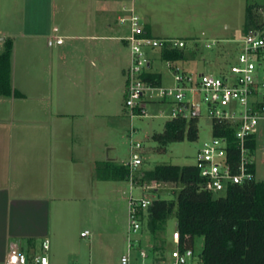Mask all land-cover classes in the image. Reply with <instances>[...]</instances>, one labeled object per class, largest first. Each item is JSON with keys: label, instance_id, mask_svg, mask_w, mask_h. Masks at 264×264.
I'll return each instance as SVG.
<instances>
[{"label": "crops", "instance_id": "1", "mask_svg": "<svg viewBox=\"0 0 264 264\" xmlns=\"http://www.w3.org/2000/svg\"><path fill=\"white\" fill-rule=\"evenodd\" d=\"M138 2L135 0L137 12ZM222 2L209 0V9L225 28H232L236 38L241 37L247 26L249 2L237 0L236 9L227 13L220 8ZM4 3L2 0L0 37L5 40H0V53L5 49V42L11 39L12 87L17 89V39L26 36L29 87L42 89L43 95L29 100L26 111L18 103L25 94L0 97V264H5L11 242H17L32 257L45 238L51 241L48 252L51 264H76L82 260L83 251L82 245L74 239L77 232L73 235L75 213L82 211L76 203L97 200L101 183L106 184L103 186L108 190L115 189V183L110 185L111 180H101L96 174L99 162H114L110 156L114 147L112 142H99L96 138L97 102L93 99L63 102L72 109L83 110L78 113L82 117L70 118L73 112L53 110L51 89L82 87L93 96L100 93L102 87H126L130 54L124 64L114 40L125 41L123 37L128 34V25L118 20L123 14L122 6L128 1L122 5L121 0H74L69 5L68 0L53 3L24 0L23 9L20 10L19 1H15L12 11ZM57 13H65V17L53 26ZM12 19L14 30L18 29L16 32L8 28ZM118 26L127 31L125 36L110 34ZM51 37H62L64 42L50 46ZM124 44L127 46L126 42ZM52 47L57 50L50 51ZM120 70L123 83L117 77ZM100 147L105 159L98 158ZM86 231L89 232L81 231L82 237L87 236L82 235ZM137 240L139 244L147 240L148 245L154 247L151 234H142ZM162 259L160 251L155 252L153 264H161Z\"/></svg>", "mask_w": 264, "mask_h": 264}, {"label": "rangeland", "instance_id": "2", "mask_svg": "<svg viewBox=\"0 0 264 264\" xmlns=\"http://www.w3.org/2000/svg\"><path fill=\"white\" fill-rule=\"evenodd\" d=\"M15 1H19L20 10L23 9L24 0H5L4 5L11 11L16 7ZM58 0H47L53 3ZM122 5L127 0H121ZM138 13L149 28L151 35L158 38H180L186 41L187 61H179V64L187 71L198 73H211L218 75L219 68L230 66L236 60L239 52V46L232 40L237 35L232 34L231 29H227L224 23H220L213 11H211L209 0H138ZM214 1V0H213ZM246 1V0H244ZM249 3L264 4V0H247ZM74 0H68L71 5ZM224 4V5H223ZM245 4V2H244ZM121 5V6H122ZM2 0H0V9ZM17 6V7H18ZM215 6V5H213ZM237 0H223L220 8L224 13L232 12L236 9ZM18 7V8H19ZM230 8V9H229ZM222 13V14H224ZM65 17V13H57L53 17L54 23L58 25ZM14 19V18H13ZM13 19L8 28H13ZM5 24V23H2ZM13 25V26H12ZM110 34L113 36H125L127 31L121 26ZM18 29L14 30V32ZM218 41L211 48H207V42ZM28 38L17 39L18 58L17 71L15 74L16 88L25 94L24 98L18 100L19 106L27 110L29 100H34L37 95H43V90L38 87H29L26 42ZM117 44V53L120 54L124 64L129 60V49L121 39L114 40ZM56 47L50 48V51H56ZM161 48L153 51V57L156 64L154 68L162 75V84L166 87L174 85L169 68L164 60L159 56ZM74 63V60L72 61ZM125 66V65H124ZM117 76L123 83L121 70ZM121 73V74H120ZM38 78V77H37ZM41 78V77H40ZM37 81V79H36ZM125 87H102L100 93L93 96L85 93L82 87H52L51 93L54 100L53 110L55 112H73L70 118H80L82 109H72L63 102L94 100L99 104V129L96 138L101 141L113 143L114 149L111 151V158L115 164H125L131 159V138L143 142L144 163L134 174L142 169H151L158 164L174 165H195L199 149L204 142L211 141L214 138L213 121L207 116V105L203 104V116L199 120V137L195 141L185 138L183 141L168 142L165 151H159L160 143L153 139L154 133L164 131L165 124L169 120L165 116L130 118L125 107ZM89 96V97H88ZM57 103V104H56ZM58 105L61 107L59 108ZM150 114H160L161 110H169V105H149ZM162 108V109H161ZM97 110V109H96ZM79 120L75 121L78 122ZM109 121H111L109 123ZM108 122V123H107ZM114 122V123H113ZM75 124V127H79ZM135 129L131 135V129ZM264 130V129H263ZM95 132V131H94ZM77 131L73 132L75 137ZM73 135V136H74ZM264 134L259 136L257 150L255 154V167L257 171V181H264V153L261 150V142ZM103 148L100 147L98 158L105 159L102 155ZM112 162V161H111ZM115 183V189L108 190L104 183L98 188V197L95 201H85V203H76V206L82 207V211L76 212L77 220L74 221L73 235L75 241L82 245V260L76 264H122L121 258L128 252V200L131 192L130 180L110 181V185ZM182 184H171L163 189L149 191L147 196L150 198L176 199ZM96 190V189H95ZM134 196H142L143 190L134 187L132 190ZM224 193L216 194L215 197L223 196ZM82 204V205H81ZM71 227V226H70ZM89 230L86 237L81 236V231ZM177 231L176 211L169 218L167 223V246L160 253L163 257L161 264H171L173 261L172 252L176 248L173 242V233ZM142 234H149L146 226L134 235L138 239ZM149 237V236H148ZM204 236H197L194 241L193 249L196 255H200L204 247ZM147 240L143 244L136 243L132 249L133 264H153L155 252L150 247ZM145 251L146 258L141 257V252ZM49 252V251H48ZM36 255L42 254V246L36 251Z\"/></svg>", "mask_w": 264, "mask_h": 264}, {"label": "built area", "instance_id": "3", "mask_svg": "<svg viewBox=\"0 0 264 264\" xmlns=\"http://www.w3.org/2000/svg\"><path fill=\"white\" fill-rule=\"evenodd\" d=\"M122 6L123 14L118 20L128 25V34L123 37L129 52L130 63L126 69L125 107L130 118L165 116L169 120L200 118L203 116V104L207 105V116L215 122H224L232 130L235 144L228 137L214 135L198 151L196 166L200 170L202 182L200 189L214 195L227 193L233 185L257 181L255 154L259 136L264 134V5L259 6V22L246 26L241 37L233 39L239 46L235 62L219 68V74L198 73L185 70L178 61L163 59L169 68L174 85L164 86L147 80L148 73L158 72L153 51L165 43L183 48L186 41L180 38H158L146 31L145 22L136 10L135 0H127ZM62 37H51L48 44H62ZM218 41L207 42L211 48ZM159 73V72H158ZM169 105V110L160 114H150L149 105ZM162 109V108H161ZM135 129H131V135ZM214 133V128H213ZM236 147L239 153L233 158ZM264 153V139L261 142ZM144 163L143 142L131 138V159L127 164L131 169V192L128 200V252L121 258L122 264L132 263V249L138 240L134 235L142 230V211H146L155 198L147 196L149 191L163 189L172 182L150 181L137 183L134 171ZM139 187L142 196H134L132 190ZM89 232H83L86 236ZM176 248L172 252L171 264H204L202 256L187 245H181L178 231L173 233ZM42 254L32 257L21 249L17 242H11L5 264H51L48 251L51 247L49 238L42 241ZM146 258L147 253L141 252Z\"/></svg>", "mask_w": 264, "mask_h": 264}, {"label": "trees", "instance_id": "4", "mask_svg": "<svg viewBox=\"0 0 264 264\" xmlns=\"http://www.w3.org/2000/svg\"><path fill=\"white\" fill-rule=\"evenodd\" d=\"M257 3L247 5L248 26L259 22ZM146 31L151 34L146 26ZM13 41L5 42L0 53V97H23L12 87ZM187 47L178 48L165 43L163 59L187 61ZM145 78L155 84L162 83L158 72L148 73ZM214 135L228 137L231 144L236 140L233 130L224 122L213 123ZM199 137L197 118L168 120L163 132L154 133L153 139L160 143L159 151L166 150L168 142L191 141ZM234 149L235 160L239 153ZM96 174L101 180H129L131 169L127 164L101 161ZM137 183L150 181L182 184L176 199L156 198L146 211H142L143 225L152 235L154 252L167 246V223L176 211L177 231L181 245L192 247L197 236H204L201 253L204 264H264V181H254L231 186L223 196L201 190L202 176L196 165L158 164L151 169H142L134 174ZM162 254V253H161Z\"/></svg>", "mask_w": 264, "mask_h": 264}, {"label": "water", "instance_id": "5", "mask_svg": "<svg viewBox=\"0 0 264 264\" xmlns=\"http://www.w3.org/2000/svg\"><path fill=\"white\" fill-rule=\"evenodd\" d=\"M0 40H5V37H0Z\"/></svg>", "mask_w": 264, "mask_h": 264}]
</instances>
